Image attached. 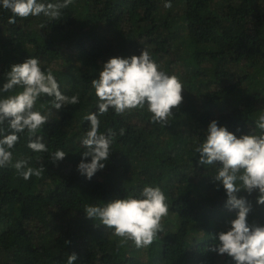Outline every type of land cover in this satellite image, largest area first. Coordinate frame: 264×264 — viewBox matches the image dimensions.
Returning <instances> with one entry per match:
<instances>
[{
	"label": "trees",
	"instance_id": "trees-1",
	"mask_svg": "<svg viewBox=\"0 0 264 264\" xmlns=\"http://www.w3.org/2000/svg\"><path fill=\"white\" fill-rule=\"evenodd\" d=\"M11 15L0 7V88L12 64L35 57L64 95L79 93V103L56 110L51 97L37 101L42 114L51 112L38 134L48 152L33 153L27 132L19 134L13 163L42 166L41 177L25 181L11 165L0 167V264H66L72 253L74 264H234L210 249L237 210L225 207V190L213 179L219 162L201 165L194 150L213 120L237 138L259 131L264 0H73L57 20L41 14L9 24ZM95 28L114 31L116 46L106 47V36ZM61 42L71 51L58 53ZM142 49L160 70L180 78L182 102L165 125L152 122L147 106L122 115L110 108L99 116V130L113 129L116 137L105 167L87 179L77 165L90 123L84 117L98 110L90 82L109 58L138 56ZM57 149L66 156L53 163ZM145 186H159L167 196L163 231L146 248L132 241L118 247L120 238L99 219L87 218L85 205L139 196ZM236 195L251 205L248 222L264 225L258 192Z\"/></svg>",
	"mask_w": 264,
	"mask_h": 264
},
{
	"label": "clouds",
	"instance_id": "clouds-1",
	"mask_svg": "<svg viewBox=\"0 0 264 264\" xmlns=\"http://www.w3.org/2000/svg\"><path fill=\"white\" fill-rule=\"evenodd\" d=\"M73 0H0V7L9 10L12 15L9 24H15L16 18L44 16L50 20L61 17V10L67 8ZM166 2L165 8H171ZM41 28L45 25H40ZM91 88L98 98L97 111L84 117L89 121L81 144L85 151L77 170L87 179L105 167L110 147L116 132L108 129L101 132L99 116L113 109L116 115L126 111L144 109L152 114L153 123L167 124L171 110L182 102L183 85L180 78L160 70L147 49L138 56L121 58L111 57L103 64L98 77L91 80ZM0 167L11 165L25 181L35 176L41 177L44 168L30 167L27 160L13 163L11 151L19 141V134L27 132V147L33 153L48 152L41 130L48 121L51 112L42 114L36 109L37 101L51 97V108L59 110L63 105L79 103V93L66 96L49 69L42 70L40 61L35 57L27 58L23 63L12 64L6 74V82L0 88ZM43 108V105H41ZM258 132L251 131L239 138L215 120L207 128L205 139L195 148L200 154L198 163L216 165L214 181L222 184L227 199L225 207L236 209V216L229 221L226 231H220L213 238L211 251L227 254L234 264H264V225L249 223L247 220L251 205L243 198H237L241 190L248 194L258 192L257 204H264V113L256 121ZM124 129L119 130V135ZM66 153L57 149L51 153V162L65 158ZM90 157V162L83 158ZM87 218L99 219L106 228L112 229L119 237L118 247L132 241L136 248H146L163 231L162 219L169 214L167 196L159 186H145L139 196L129 195L124 199H114L102 207L85 205ZM76 253L67 255L66 264H74Z\"/></svg>",
	"mask_w": 264,
	"mask_h": 264
},
{
	"label": "rangeland",
	"instance_id": "rangeland-1",
	"mask_svg": "<svg viewBox=\"0 0 264 264\" xmlns=\"http://www.w3.org/2000/svg\"><path fill=\"white\" fill-rule=\"evenodd\" d=\"M94 31L95 32H98L99 34H104L106 37H105V41L107 42V45H106V47H114V46H116V42L117 41H115V37H116V34L114 33V31H111V30H105V29H102V30H99V29H97V28H95L94 29ZM76 37V36H75ZM74 37V38H75ZM77 40V39H76ZM63 43V44H62ZM67 45H69V43L68 42H61L60 44H59V52L58 53H65V52H67V51H71V49L70 50H68V47H67ZM55 64H56V62H55Z\"/></svg>",
	"mask_w": 264,
	"mask_h": 264
}]
</instances>
